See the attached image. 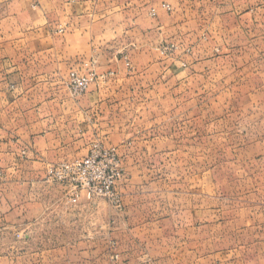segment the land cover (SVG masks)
Returning a JSON list of instances; mask_svg holds the SVG:
<instances>
[{
	"label": "crops",
	"instance_id": "crops-1",
	"mask_svg": "<svg viewBox=\"0 0 264 264\" xmlns=\"http://www.w3.org/2000/svg\"><path fill=\"white\" fill-rule=\"evenodd\" d=\"M243 44L264 52V0H0V162L12 169L0 171V231L25 233L64 220L68 234L61 241L48 240L63 247L34 253L39 264H166L169 246L179 241L169 234L195 227L194 221L119 220L117 228L128 235L119 232L110 243L85 234L88 214L96 210L98 217L99 207L66 209L58 185L45 181L46 170L85 158L98 143L124 154L134 181L151 173L149 165L162 164L158 156L199 147L196 100L203 93L194 89L198 81L210 77L224 101L238 95L227 76H200L197 70H217L221 63L212 59L215 53ZM169 46L179 59L178 85L183 87L176 99L184 102L187 95L191 101L178 103L176 122L160 126L157 117L169 116L173 108L154 106V101H166L171 93L138 90L136 85L148 80L132 76V53H159ZM71 70H92L97 76L78 98L63 83ZM186 84L194 87L187 94ZM204 127L211 132V124ZM136 194L132 185V210L139 208ZM6 256L0 254V260Z\"/></svg>",
	"mask_w": 264,
	"mask_h": 264
},
{
	"label": "rangeland",
	"instance_id": "rangeland-1",
	"mask_svg": "<svg viewBox=\"0 0 264 264\" xmlns=\"http://www.w3.org/2000/svg\"><path fill=\"white\" fill-rule=\"evenodd\" d=\"M173 50L169 46L160 49L159 53H132L135 65L132 76L148 80L146 87L136 85L140 87L138 90L171 93L166 101H154V106L173 108L169 110V116L157 117L160 124L155 125L173 124L177 119L174 111L178 103L182 105L191 101L187 100V95L184 102L176 99L183 87L178 85L181 76L177 77L179 70L176 63L179 59L173 58ZM215 54L218 56L212 59L221 63L219 68L213 72L198 69L197 73L200 76H227L229 86L235 88L238 98L227 101L219 98L220 86L210 84V77L202 76L196 88L186 84V94L193 88L197 93H203L196 100L201 126L196 136L201 141L200 146L186 147L183 154L180 149L179 153L173 149L167 157L158 156L157 161L163 159L165 162L149 165L151 173L145 179L132 181L126 170L132 165L125 163L124 154L121 155L116 147L97 143L99 149L114 150L120 160L123 177L117 183L116 203L101 199L78 204L101 210L98 217L96 210L88 214L85 234L105 237L111 243L119 232L128 235L126 229L117 228L119 220L194 221L195 227L169 234L175 235L179 241L169 246L166 264H264V77L260 72L264 70L261 65L264 52L258 51L252 44H243ZM120 56L129 68L126 54L123 52ZM222 65L227 67L222 69ZM172 66L173 70L168 72ZM66 79L63 83L67 89ZM205 124H211L210 133L203 130ZM125 136L129 138L130 135L126 133ZM8 165L7 162L4 165L0 162V171H7L11 166ZM132 185L137 192L134 199L135 205L139 206L137 210H132ZM56 187L60 194L59 202L70 209L66 207L69 205L66 204L64 190L61 186ZM48 226L46 222V227L36 226L25 233L0 231V235L5 234L0 237V254L9 258L0 260V264H39L33 257L34 253L53 246L63 247L59 242L49 243L48 240L57 238L61 241L68 234L64 220L58 221L57 225L52 223L51 228ZM24 234L28 235V239ZM108 247L113 250L114 246L107 244Z\"/></svg>",
	"mask_w": 264,
	"mask_h": 264
},
{
	"label": "built area",
	"instance_id": "built-area-1",
	"mask_svg": "<svg viewBox=\"0 0 264 264\" xmlns=\"http://www.w3.org/2000/svg\"><path fill=\"white\" fill-rule=\"evenodd\" d=\"M162 8L170 11L168 5ZM96 80L92 70L85 73L73 70L67 75L66 87L72 98H78ZM92 148L85 158L60 162L47 170L46 181L62 187L69 206L101 199L116 203L117 183L123 177L120 160L114 150H102L96 144Z\"/></svg>",
	"mask_w": 264,
	"mask_h": 264
}]
</instances>
